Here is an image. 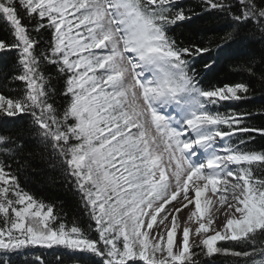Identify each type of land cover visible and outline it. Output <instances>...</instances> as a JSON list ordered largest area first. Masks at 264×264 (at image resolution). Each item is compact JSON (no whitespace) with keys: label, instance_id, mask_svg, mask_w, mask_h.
Returning a JSON list of instances; mask_svg holds the SVG:
<instances>
[{"label":"rangeland","instance_id":"374dc122","mask_svg":"<svg viewBox=\"0 0 264 264\" xmlns=\"http://www.w3.org/2000/svg\"><path fill=\"white\" fill-rule=\"evenodd\" d=\"M53 1L35 2L45 6L58 31V51L66 64L76 63L70 69L79 74L72 91L82 100L74 109L80 128L92 125L99 136L94 137L97 145L85 138L87 148L76 151L71 167L89 189L109 261L179 264L192 250L213 254L219 244L263 227L264 195L251 189L245 169H235L215 134L195 143L186 116L177 115L186 107L177 102L171 106L168 100L175 94L164 61L158 66L165 76L160 70L153 75L157 62L148 54L149 42L154 48L163 44L155 42L159 33L150 14L149 21L129 14L126 0H60L57 6ZM141 55L148 63L138 60ZM157 55L167 57L163 51ZM234 95L227 91L215 97ZM205 127L202 121L193 132ZM233 159L239 166L247 162L245 157ZM5 184L0 174L4 192ZM0 198H5L3 192ZM10 209L14 223L0 232L1 250L63 245L97 252L74 232L52 230L50 212L27 198L17 196Z\"/></svg>","mask_w":264,"mask_h":264},{"label":"trees","instance_id":"16d2710c","mask_svg":"<svg viewBox=\"0 0 264 264\" xmlns=\"http://www.w3.org/2000/svg\"><path fill=\"white\" fill-rule=\"evenodd\" d=\"M35 1L0 0V174L7 182L0 206L8 208L0 210V232L13 225L10 208L19 196L50 212L52 230L74 232L97 252L28 245L0 249V264H147L107 257L89 189L71 167L76 151L87 148L85 138L97 145L99 136L92 125L80 128L74 109L81 98L72 91L79 74L70 69L76 63L66 64L59 33ZM139 2L153 12L190 86L207 99L204 120L234 157L247 159L238 168L264 195V0ZM227 91L234 97H215ZM216 251L192 250L179 264H264V226Z\"/></svg>","mask_w":264,"mask_h":264},{"label":"bare ground","instance_id":"6f19581e","mask_svg":"<svg viewBox=\"0 0 264 264\" xmlns=\"http://www.w3.org/2000/svg\"><path fill=\"white\" fill-rule=\"evenodd\" d=\"M101 19H102V17L98 16V21H100ZM96 21H97V19H96ZM186 210H188V207H186L185 209L182 210L181 215H184L186 213Z\"/></svg>","mask_w":264,"mask_h":264}]
</instances>
